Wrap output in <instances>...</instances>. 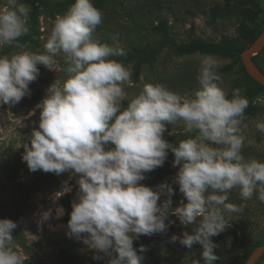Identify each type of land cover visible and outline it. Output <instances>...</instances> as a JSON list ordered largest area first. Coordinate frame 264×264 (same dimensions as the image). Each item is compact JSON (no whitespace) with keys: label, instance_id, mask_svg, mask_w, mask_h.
I'll return each mask as SVG.
<instances>
[{"label":"clouds","instance_id":"9594fccd","mask_svg":"<svg viewBox=\"0 0 264 264\" xmlns=\"http://www.w3.org/2000/svg\"><path fill=\"white\" fill-rule=\"evenodd\" d=\"M29 11L18 0H7L0 8V46L28 33ZM102 16L92 0H75L57 16L44 54L0 56V104L14 105L30 94L29 85L39 75L37 65L52 70L61 53L67 65L63 85L55 81L36 106L41 110L39 126L31 133V147L24 145L22 159L33 172L80 174L67 235L79 238L87 233L83 242L110 257L108 264H142L138 251L147 249H134V239L165 232L170 214L182 225H195L193 234L184 231L171 242L189 249L200 244L204 264H213L219 257L211 237L226 229V212L241 211L227 202L228 192L239 187L241 197L251 199L258 191L264 202V162L241 154L240 125L249 101L238 88L228 98L217 60L205 55L197 75L200 87L193 95L181 96L161 83H149L123 107V85L132 72L110 59L126 55L122 48L93 35ZM178 122L188 138L174 146L163 134L166 125ZM256 127L264 132V122ZM167 150L174 153L173 166H179L174 182L187 201L175 208L171 187L163 184L153 190L140 183L145 173L163 166ZM165 189L169 198L158 205ZM69 191L65 186L56 198ZM57 213L62 215L63 209ZM50 217L51 210L42 214L43 221ZM16 228V222L0 219V264H23L12 247Z\"/></svg>","mask_w":264,"mask_h":264},{"label":"rangeland","instance_id":"374dc122","mask_svg":"<svg viewBox=\"0 0 264 264\" xmlns=\"http://www.w3.org/2000/svg\"><path fill=\"white\" fill-rule=\"evenodd\" d=\"M30 7L27 19L29 31L11 45L0 46V56H11L22 51L44 54V45L49 38L57 16L64 15L75 0H18ZM93 5L102 13V22L93 34L110 46L122 48H142L161 42L162 37L156 28L162 22L167 24L170 37L178 44L189 43L192 38L217 44L223 37L230 38L241 49L251 45L244 28L258 31L264 29V0H92ZM7 0H0V8ZM205 55H178L164 48L153 66L145 65L138 78L134 77V64L123 63L131 68L130 82L123 85L126 98L122 101L127 107L129 100L135 97L146 84L161 83L174 93L191 96L198 89L197 75L201 60ZM212 56V55H211ZM214 57L219 67L221 87L231 99L234 89H241V95L247 97L242 63L218 56ZM53 69L37 65L39 75L30 83V97L35 88L47 93V89L57 81L62 86L68 78L63 54L55 57ZM264 70V51L258 59ZM249 104L256 107L254 116L242 119L240 125L244 137L241 154L245 159L264 162V132L257 129L264 122V93L254 99L247 97ZM40 109L16 108L15 104H0V219H9L16 214V234L12 247L21 256L23 264H63L61 253L72 242L67 233L62 200L74 187L80 174L72 170L59 175L52 172L30 171L22 157L24 145L31 147V133L38 129ZM34 113V114H33ZM164 134L175 138L188 136L184 133L182 122L166 125ZM179 166L170 168V173L160 179L141 181L153 190L166 184L173 189L172 208L187 203L174 182ZM67 186L71 191L56 198V193ZM36 189H38L36 191ZM241 189L234 187L228 192V203L237 205L241 211L225 213L226 229L211 237L218 247L214 250L219 257L213 264H241L245 249L242 241L264 245V202L259 192L254 191L251 199H243ZM169 198L167 189L160 196L158 205ZM62 208L59 215L57 209ZM51 210V217L43 221L42 214ZM168 228L163 233L151 236L141 235L134 239V249L145 246L147 251L140 253L144 257L142 264H204L202 246L198 243L187 248L179 241L171 242L173 235L181 236L184 231L192 233L195 225H182L174 215L165 221ZM237 233V237L235 236ZM76 257L79 264H108L110 257L83 244L78 248ZM264 264V259L259 262Z\"/></svg>","mask_w":264,"mask_h":264},{"label":"trees","instance_id":"16d2710c","mask_svg":"<svg viewBox=\"0 0 264 264\" xmlns=\"http://www.w3.org/2000/svg\"><path fill=\"white\" fill-rule=\"evenodd\" d=\"M229 1V0H226ZM264 29L253 31L248 28H244V33L246 36L251 40V44L260 36V34L263 32ZM156 31L159 32V34L162 37L161 42H155L151 45H147L142 48H130L128 50H125L124 52L126 55L124 56H114L110 57V59L117 60L121 63H133L134 64V77L138 78L141 69L145 65L153 66L154 63L157 61L158 56L161 54L164 48L168 47L169 49L175 51L178 55H192V54H201V55H212V56H218L226 59H233L240 63H242L241 60V54L245 49H241L238 46H236L233 41L228 37H223L221 42L214 44L210 42H204L199 39L192 38L189 43L178 45L169 35L167 24L165 22H162L158 28H156ZM249 47V46H248ZM260 57V54L255 56L253 58L254 62L259 66L258 59ZM243 65V64H242ZM259 68L264 72V70L259 66ZM244 80L243 83L245 85L246 95L249 98V100L254 99L258 95L264 93V87L260 85L258 82L253 80L249 74L247 73L246 69L244 68ZM46 93L42 90L35 88L33 90L32 95L28 97L22 98V100L15 104L16 108L22 109V108H29V109H38L36 106L41 103V101L45 98ZM256 112V107L251 102L247 109L244 111V115L242 117L246 118L249 116H254ZM188 138V136H182L175 138L173 136H170L168 134H163V139H165L167 142L172 143L174 146H177L178 143ZM108 147H112L109 145ZM168 155L167 158L163 164V166L158 167L154 169L151 172L145 173V177L148 179H160L164 175L170 173V168L173 167L174 162V153L171 152V150H167ZM38 189H36L37 191ZM79 192V186L74 187V189L65 195V197L62 200V205L65 210V220L68 223L70 220V214L72 212V203L76 200L77 193ZM10 220L14 222H18L19 218L16 214L11 215L9 218ZM18 225V224H17ZM17 229V228H16ZM16 229L13 230L12 235L13 237L16 234ZM88 236L87 233H82L79 238L73 236L71 244L62 251L61 253V261L63 264H79L76 252L78 248L83 244V240ZM235 236L237 237V233H235ZM242 245L245 249V254L242 257L241 264H245L250 255L262 244L261 243H249L242 241ZM264 257L260 261H262ZM259 261V262H260ZM259 264V263H258Z\"/></svg>","mask_w":264,"mask_h":264},{"label":"water","instance_id":"95a60500","mask_svg":"<svg viewBox=\"0 0 264 264\" xmlns=\"http://www.w3.org/2000/svg\"><path fill=\"white\" fill-rule=\"evenodd\" d=\"M264 51V30L260 36L241 54V60L249 76L264 87V72L254 62L253 58ZM264 257V245L259 246L248 258L245 264H258Z\"/></svg>","mask_w":264,"mask_h":264}]
</instances>
